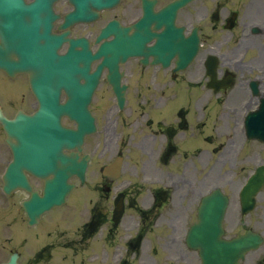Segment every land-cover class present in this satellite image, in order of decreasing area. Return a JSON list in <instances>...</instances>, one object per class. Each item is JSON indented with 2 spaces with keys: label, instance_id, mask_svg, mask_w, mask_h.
<instances>
[{
  "label": "water",
  "instance_id": "1",
  "mask_svg": "<svg viewBox=\"0 0 264 264\" xmlns=\"http://www.w3.org/2000/svg\"><path fill=\"white\" fill-rule=\"evenodd\" d=\"M263 184L264 166H260L256 174H254V176L252 177V180H250V186H248V189H252V191L250 192V197L258 192ZM251 237L252 235L250 233L248 235L241 236L236 241H234V244L228 246V252H226V255L232 256V259H230L228 262L234 261L233 264H235L237 262V257H243L244 253L247 250L256 245L252 242Z\"/></svg>",
  "mask_w": 264,
  "mask_h": 264
},
{
  "label": "rangeland",
  "instance_id": "2",
  "mask_svg": "<svg viewBox=\"0 0 264 264\" xmlns=\"http://www.w3.org/2000/svg\"><path fill=\"white\" fill-rule=\"evenodd\" d=\"M263 148L256 147L254 152H251L248 158V161L246 163L248 164V168L246 167L247 170L243 174L250 173L254 169L253 167L257 166L258 163H260L261 161L264 162V149ZM259 149H261L262 155ZM251 224L253 227L259 230H264V190L260 194L259 206H258V209L256 210V214H253L251 217ZM262 254H264V246L262 248Z\"/></svg>",
  "mask_w": 264,
  "mask_h": 264
},
{
  "label": "flooded vegetation",
  "instance_id": "3",
  "mask_svg": "<svg viewBox=\"0 0 264 264\" xmlns=\"http://www.w3.org/2000/svg\"><path fill=\"white\" fill-rule=\"evenodd\" d=\"M254 259L255 260H253V261H246V262H244V264H256V263L260 264L263 262L264 256H257V257H254Z\"/></svg>",
  "mask_w": 264,
  "mask_h": 264
}]
</instances>
